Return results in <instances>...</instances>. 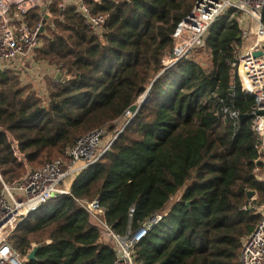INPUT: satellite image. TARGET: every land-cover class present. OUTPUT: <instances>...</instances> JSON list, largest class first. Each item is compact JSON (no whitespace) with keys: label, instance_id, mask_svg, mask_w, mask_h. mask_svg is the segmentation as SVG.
I'll use <instances>...</instances> for the list:
<instances>
[{"label":"trees","instance_id":"16d2710c","mask_svg":"<svg viewBox=\"0 0 264 264\" xmlns=\"http://www.w3.org/2000/svg\"><path fill=\"white\" fill-rule=\"evenodd\" d=\"M85 1L106 16L105 30L54 0L33 57L54 70L47 85L37 90L12 68L0 70V172L13 182L26 171L6 128L24 152L32 151L34 166L67 159L95 129L117 137L100 161L75 176L69 193L17 226L12 247L24 264H115V250L79 202L99 199L120 234L162 215L137 244L136 264H239L242 241L261 220L255 207L264 205V178L256 170L264 156L252 129L255 98L232 66L242 40L237 14L221 15L203 46L164 70L173 33L197 0ZM45 17L36 8L26 19L35 27ZM200 51L208 67L196 60ZM224 106L245 116L238 127L216 114Z\"/></svg>","mask_w":264,"mask_h":264},{"label":"built area","instance_id":"2783aa9c","mask_svg":"<svg viewBox=\"0 0 264 264\" xmlns=\"http://www.w3.org/2000/svg\"><path fill=\"white\" fill-rule=\"evenodd\" d=\"M53 2L54 0H0V70L8 68V64L17 59H21L23 64L34 62V53L42 44L44 30H41V23L35 27L30 25L26 16L36 8H40L44 16L50 14ZM71 5L75 6L90 28L98 32L105 30L106 16L94 14L85 0H62V8ZM229 10H232L231 16L237 14L243 37L247 34L254 35L252 43L245 50L240 53L237 51L232 66L241 79L243 91L255 98L250 115L252 129L258 136L257 147L262 159L264 156V0H197L191 13L178 24L173 33L174 47L163 59L164 70L188 57L194 49L203 46L212 25ZM216 114L221 115L224 121H231L235 127H238L241 120L239 110L230 106H224ZM5 132L15 156L21 163H25L28 158L24 156L25 152L20 141L7 128ZM116 137L117 134L112 135L106 129H95L76 141L69 149L67 159L57 158L36 169L27 167L25 173L13 182L4 181L0 172L2 183L0 264H24V256L10 243V237L17 226L50 199L69 193L70 190L64 187V182L74 179L83 169L100 161L109 151ZM20 154L24 156L23 159L18 157ZM79 202L89 212L91 221L102 232L108 234V245L116 254L115 264H136L137 244L147 235L153 224L162 218L161 214L156 215L144 222L137 230L129 229L126 234H120L108 224L99 199ZM255 208L260 213L261 220L243 239L239 264H264V205ZM134 210V207L130 209L131 216Z\"/></svg>","mask_w":264,"mask_h":264},{"label":"rangeland","instance_id":"374dc122","mask_svg":"<svg viewBox=\"0 0 264 264\" xmlns=\"http://www.w3.org/2000/svg\"><path fill=\"white\" fill-rule=\"evenodd\" d=\"M61 3H62V0L60 2V5H61ZM46 16L51 17V14H47ZM41 24H44V23H41ZM245 28L249 29L246 26H245ZM253 39H254L253 34H247L244 37L242 35L241 43L239 44V46L237 48L238 53L245 50V48L248 47V45H250L252 43ZM196 58H197L196 60L198 62H200L202 65H204L205 67L209 66V59H208V55H207L206 51L198 52V57H196ZM7 67L12 68L16 72L22 73V78L24 80V83L32 84L37 90H39L41 87L47 85L49 78L50 77L54 78V75H55V72L52 68H49L44 63H40L38 61L23 64L21 59H17L13 63L8 64ZM146 96L147 95H145V94L143 96H141V98L137 101V103L142 104L143 101L146 99ZM129 116H131V114L130 113L127 114V112H126V114L124 115V119L121 121V126L123 125L125 119ZM121 126L119 127L120 131H122V127H123V126L122 127ZM29 153H32V151L31 152L25 151L24 156H27V158H28ZM24 156H22V154H20L18 157L23 159ZM23 164L25 166V169H27V167L32 168V167L42 166V165L34 166L33 164H31L29 162L28 159ZM256 173H257V175H259V176L261 175L264 178V168H262L261 166H259L257 168ZM65 182H67V181H65ZM173 201H175V200L173 199L172 202Z\"/></svg>","mask_w":264,"mask_h":264},{"label":"water","instance_id":"95a60500","mask_svg":"<svg viewBox=\"0 0 264 264\" xmlns=\"http://www.w3.org/2000/svg\"><path fill=\"white\" fill-rule=\"evenodd\" d=\"M128 1L131 2V1H133V0H128ZM46 21H47V18H44L43 23H45ZM41 30H42V31L44 30V24H42V26H41ZM144 101H145V100H144ZM144 101H143V102H144ZM140 106H141V104H138V103H134V104H132V105L129 107V109H128V111H127V114L130 113L131 115H134V114L139 110ZM244 118H245V116H244V115H241V121H242ZM126 124H127V123H126ZM126 124H125V126H126ZM2 131H3V129L0 128V132H2ZM254 194H255L254 191H248V193H247V195H248L249 198H252V197L254 196ZM39 248H40L39 245H36V246L33 247V249L30 251V253H29V255H28V259H29V260H31V259H36L37 251H38Z\"/></svg>","mask_w":264,"mask_h":264},{"label":"crops","instance_id":"0c3cea01","mask_svg":"<svg viewBox=\"0 0 264 264\" xmlns=\"http://www.w3.org/2000/svg\"><path fill=\"white\" fill-rule=\"evenodd\" d=\"M73 181H74V179H68L67 182H64V187H66V188H68L70 190ZM101 238H102V241L105 244L108 245V242H109V236H108V234L101 231Z\"/></svg>","mask_w":264,"mask_h":264}]
</instances>
